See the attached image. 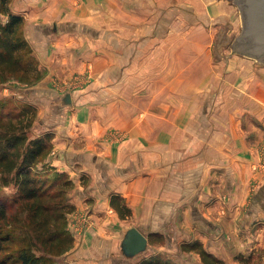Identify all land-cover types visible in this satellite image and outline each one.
I'll list each match as a JSON object with an SVG mask.
<instances>
[{"label": "crops", "instance_id": "1", "mask_svg": "<svg viewBox=\"0 0 264 264\" xmlns=\"http://www.w3.org/2000/svg\"><path fill=\"white\" fill-rule=\"evenodd\" d=\"M228 2L12 0L36 53V31L47 37L41 65L56 61L61 76L87 72L103 88L87 93L105 100L90 103L87 123L54 127L48 158L73 181L69 264H137L121 249L132 227L148 237L143 258L204 264L182 248L198 241L224 264H264L261 238L249 246L238 230L241 216L264 217V61L229 51L223 29L215 40L221 18L238 21ZM66 49L74 51L70 67ZM111 130L119 136H107ZM113 194L126 200L128 217L112 207ZM251 200L261 205L248 208Z\"/></svg>", "mask_w": 264, "mask_h": 264}, {"label": "trees", "instance_id": "2", "mask_svg": "<svg viewBox=\"0 0 264 264\" xmlns=\"http://www.w3.org/2000/svg\"><path fill=\"white\" fill-rule=\"evenodd\" d=\"M11 2L0 3L1 12L8 15V21L0 24V86L11 77L31 82L40 70L36 50L26 36V20L12 13ZM37 118L34 106L0 116V183L13 184L18 194L7 201L0 189V264H54L75 243L68 229V214L75 209L68 199L73 181L53 168L44 170L42 176L35 172L50 154L54 137L47 128L31 136ZM54 173L58 179L49 185L41 178ZM111 205L121 218L131 214L126 200L118 194L111 196ZM182 248L197 251L204 264H224L198 241ZM137 264L176 263L163 253H155Z\"/></svg>", "mask_w": 264, "mask_h": 264}, {"label": "rangeland", "instance_id": "3", "mask_svg": "<svg viewBox=\"0 0 264 264\" xmlns=\"http://www.w3.org/2000/svg\"><path fill=\"white\" fill-rule=\"evenodd\" d=\"M227 1H229L228 2L229 5L232 6L231 9L235 10V14H236V17H238V21L236 22L234 18L232 19L231 15L223 17L221 18L222 24L219 27V29L217 30V26H212V30H214L213 33H215V40L217 39L216 37H219L220 34L223 36L222 29L227 32V35L229 34V38H228L229 43L226 46V48L229 51H231L234 49L233 44L235 43L236 38L242 33L241 30L243 26V22H242L243 19L241 17L242 16L241 9H240V6L238 5V1L236 0H227ZM0 3H1V0H0ZM120 7H121V10H123V4H120ZM175 11H176L175 8L174 10L170 11V15H173L174 18H175V15H177ZM3 14L4 13H2L0 9V19L2 18ZM180 14H183V13H180ZM5 16H8V15L5 14ZM191 16H192V13H191V10H189V17ZM193 17L195 16L193 15ZM4 19H6V17H4L2 20ZM51 20H54V19H51ZM172 20L173 19H169V23H171ZM7 21H8V18H7ZM166 21L167 19H163L162 23L167 25L168 23ZM51 22L53 21H49L48 24H50ZM181 22L183 23L182 18H181ZM48 27H50L49 29H52L54 33L57 31H60V28H58L57 30L53 29L52 23ZM27 28L28 27L26 26V32L29 31L27 30ZM36 32H38L40 35L38 36V38L37 37L33 38L37 40L40 46V51L38 52H41L42 54L43 53L47 54L48 52L47 51L48 46L46 44L47 37L44 34H40V30ZM26 36H27V33H26ZM51 36L55 38L56 34H52ZM31 37L32 36H30V39H32ZM114 42L115 40L113 39L112 48L115 47ZM52 50H53L52 56L54 60L55 59L54 57L56 56V52L58 53L60 50H59V47H57V45L53 46ZM38 52H37V58L39 61V69H40L38 78L34 80H29L31 82H28V81H22L18 77H11L6 83L0 86V116L16 114L24 106H28V107L34 106L38 110V118L36 119L35 125L32 128L31 136L32 137L37 136L41 134V132H43L47 128L54 133V137H55L54 127L57 126L59 123L60 124L63 123L67 125H71L74 123L75 125V123H87V121H89L88 113H89V108L91 107L90 103L94 102L97 104H102L103 102H105V100L98 101V99L90 98L89 97L90 94H87V93L90 91H94V90L102 91L103 88L100 89L97 86L98 84L93 82V75L89 76L87 72H81V73L78 72L72 75L69 74L67 76L63 75L64 76L63 77L61 76L62 74L61 69H59V66H57V64L59 63H57L56 61H52L51 64H48V66L44 64L41 65V60L39 58ZM72 53H74V51H70L66 49V55L69 60V62L66 63L67 67H70L71 62L74 61L72 59ZM46 54H43L44 57ZM48 54H51V53H48ZM82 61L83 59L79 60L80 63H82ZM47 74H49L48 76L49 80L44 81L43 79L46 77ZM116 89L119 90L120 86H117ZM65 92L73 93L72 95L74 97L73 99L74 107H69V106L60 107V101L58 100L60 96L59 94H62ZM99 95L101 97H104L105 94H99ZM105 98L107 97L105 96ZM78 106H81L82 108L81 110L82 115H80L82 118H79V116L76 118V115L72 117V111L74 110V108H77ZM119 134L120 132L117 130L107 131V136H113V138L118 137ZM54 148H55V144L53 143V140H52V148H51L50 154H48L45 160L43 159V161L39 163L35 171L36 173H41V176L44 170H49L51 168H54L48 162V158L51 155ZM41 178L48 185L54 182L55 179L56 180L58 179L55 173L51 177L46 178L43 176ZM72 187L70 188V190L72 189ZM0 189L2 191L1 194L3 198L6 199L7 201L9 197L10 198L18 197L17 188L13 184L9 186H4L0 183ZM70 190L68 191V199H69ZM260 205H261V202L259 200H257L254 204H253V201L251 200L248 208L253 209L256 206H260ZM240 207L245 209L246 203L242 202V204H240ZM259 217L260 216L252 217L253 218L252 220L249 217H247L248 219H246L244 216L240 217L241 218L240 228L238 230H240L239 232L241 234L242 240H245L246 241L245 243L249 246L251 244H255L256 241L259 240L258 236L261 238L262 242L264 243V220H263L264 217L263 218H259ZM258 218L260 220H257ZM258 221H263V223H258ZM68 224H69V221H68ZM260 251H263L262 253V256H263L264 249H261ZM69 252H71V250ZM69 252H67L63 256L57 257L56 260L54 261V264H69L67 260L69 257V255L67 254ZM147 254L148 253L146 250L145 252H142L139 255L135 256V258L139 262V260Z\"/></svg>", "mask_w": 264, "mask_h": 264}, {"label": "water", "instance_id": "4", "mask_svg": "<svg viewBox=\"0 0 264 264\" xmlns=\"http://www.w3.org/2000/svg\"><path fill=\"white\" fill-rule=\"evenodd\" d=\"M241 9L242 30L233 44L234 52L264 61V0H236ZM60 105L73 106L71 92L59 96ZM123 255L132 259L148 249V237L137 227L127 230L121 242Z\"/></svg>", "mask_w": 264, "mask_h": 264}]
</instances>
